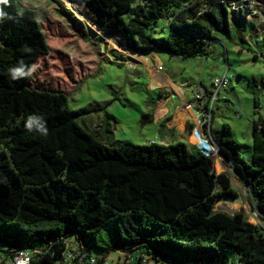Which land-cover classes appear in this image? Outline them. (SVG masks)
<instances>
[{
  "label": "trees",
  "instance_id": "trees-1",
  "mask_svg": "<svg viewBox=\"0 0 264 264\" xmlns=\"http://www.w3.org/2000/svg\"><path fill=\"white\" fill-rule=\"evenodd\" d=\"M241 1L85 4L105 34L150 59L206 56L230 13L246 21L250 9L231 8ZM250 1L264 17V0ZM163 16L168 23L158 27ZM46 51L35 11L18 0L0 2V264L21 252L28 264H102L111 252L135 264H264L262 229L243 211L214 210L237 192L205 149L183 141L104 143L78 122L83 110H70L64 92L31 84V67ZM16 68L25 74L14 79ZM210 135L264 220V120L253 121L250 160L239 155L228 124Z\"/></svg>",
  "mask_w": 264,
  "mask_h": 264
},
{
  "label": "rangeland",
  "instance_id": "rangeland-1",
  "mask_svg": "<svg viewBox=\"0 0 264 264\" xmlns=\"http://www.w3.org/2000/svg\"><path fill=\"white\" fill-rule=\"evenodd\" d=\"M85 1L18 0L23 7L35 11L47 47L31 67L33 86L64 92L70 110H83L78 122L99 134L108 145L123 141L145 145L169 139L168 143H193L208 154L205 129L202 127L205 132L200 137L188 125L193 121L196 125L200 118L189 120L184 116V130L175 127L180 138L165 131L163 135L162 125L183 105V98L187 103L192 101V90L200 87V82L211 89L215 78L226 76L228 85L220 90L211 107V131L218 132L228 124L240 144L239 155L250 160L253 121L264 120V17L258 9L245 22L239 13H230L228 29L217 32L216 38L206 43V56L181 58L159 53L161 72L155 55L150 59L148 55L135 57L118 37H110L98 28L90 20ZM248 20L255 23L248 24ZM167 23L163 16L157 25ZM117 55L126 60H119ZM155 71L164 78L160 79ZM188 109L186 104L184 113ZM179 112L177 109L176 114ZM212 160L215 172H226L237 192L234 198H219L214 210L229 214L243 211L248 221L264 233V220L254 210L247 188L219 154ZM3 259L9 264L8 258ZM126 259L125 254L111 252L106 261L117 264Z\"/></svg>",
  "mask_w": 264,
  "mask_h": 264
},
{
  "label": "built area",
  "instance_id": "built-area-1",
  "mask_svg": "<svg viewBox=\"0 0 264 264\" xmlns=\"http://www.w3.org/2000/svg\"><path fill=\"white\" fill-rule=\"evenodd\" d=\"M253 2L250 0H242L240 3H232L231 8L233 10H240L243 11L244 8L250 9V14L247 17L254 16L257 13V8H253ZM158 71H162L161 63L157 67ZM228 85V80L226 76L221 78H215L212 82V88L206 89L203 85L200 84V87L195 88L192 90L193 92V99L188 103V106L195 108L194 110L197 112L196 116L200 118V125L205 129L208 141L209 152L208 155L212 158L214 155L218 154V146L213 141L210 135V112L212 104L214 103L215 99L218 97L221 89L226 88ZM204 131V132H205ZM29 255L26 252L18 253L14 256L11 264H28L29 262ZM131 259H126L124 263H117V264H128ZM91 264H96L94 259L90 260ZM102 264H111L107 261L103 262ZM140 264H152L147 262L145 259L140 262Z\"/></svg>",
  "mask_w": 264,
  "mask_h": 264
},
{
  "label": "crops",
  "instance_id": "crops-1",
  "mask_svg": "<svg viewBox=\"0 0 264 264\" xmlns=\"http://www.w3.org/2000/svg\"><path fill=\"white\" fill-rule=\"evenodd\" d=\"M152 55H155L156 57H157V59H158V61H159V63H161V60H160V58H159V55H157V54H152ZM151 55V56H152ZM147 56V55H146ZM146 56H142V58L143 57H146ZM151 56H150V58H151ZM156 72V74H157V72L158 71H155ZM162 72V71H161ZM158 73L157 74V76H159L160 77V79H163L164 78V76L163 75H161L162 73ZM199 84H201V83H199ZM178 95L180 96V99H181V95H180V93L178 92ZM183 98V97H182ZM183 105L182 106H178L175 110H174V113L172 114V115H169V116H167L166 118H165V120H164V124L162 125V133H163V135H165V133H164V131L165 132H167L168 134H170L171 136H174V134L175 135H177L178 133H177V131H176V129H175V127H177L178 128V130H180V131H183L184 130V127H185V125L187 124V122H185V120H184V116H187L188 117V119L189 120H195L196 119V112H195V110H194V108H191L190 106H189V108L190 109H188V111L186 112V113H184V110H185V108H186V104H188L187 102H185L184 101V98H183ZM177 109H179V113L178 114H176V110ZM175 115V116H174ZM198 119V118H197ZM196 119V120H197ZM177 125V126H176ZM189 125V127L190 128H193L194 129V133L196 134V133H198L199 135H200V137H201V134H202V136L204 135L203 133H204V130L202 129V126L200 125V121H198V123L195 125V121H193V122H190V124H188ZM192 129V130H193ZM176 131V132H175ZM179 135V134H178ZM177 135V137H179L180 138V135L178 136ZM204 137V136H203ZM202 137V138H203ZM168 140L169 139H163V143L162 144H166V143H168ZM188 144L189 145H194L193 143L191 144V143H189L188 142ZM220 156V155H219ZM221 159H223L222 157H221Z\"/></svg>",
  "mask_w": 264,
  "mask_h": 264
},
{
  "label": "clouds",
  "instance_id": "clouds-1",
  "mask_svg": "<svg viewBox=\"0 0 264 264\" xmlns=\"http://www.w3.org/2000/svg\"><path fill=\"white\" fill-rule=\"evenodd\" d=\"M0 2L6 3L7 0H0ZM11 72H12V76H13L14 79L17 78V77H19V76H22V75L25 74V73L23 72V70L20 69V68L12 69ZM28 127H29V128L32 127L31 121L29 122Z\"/></svg>",
  "mask_w": 264,
  "mask_h": 264
},
{
  "label": "water",
  "instance_id": "water-1",
  "mask_svg": "<svg viewBox=\"0 0 264 264\" xmlns=\"http://www.w3.org/2000/svg\"><path fill=\"white\" fill-rule=\"evenodd\" d=\"M232 171L235 173V175H237L238 177H240L239 173L237 171H235L234 168H232Z\"/></svg>",
  "mask_w": 264,
  "mask_h": 264
}]
</instances>
